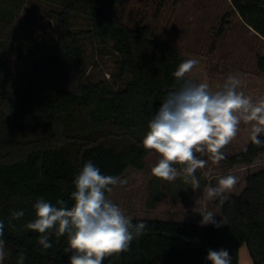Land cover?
Instances as JSON below:
<instances>
[{
    "label": "trees",
    "instance_id": "trees-1",
    "mask_svg": "<svg viewBox=\"0 0 264 264\" xmlns=\"http://www.w3.org/2000/svg\"><path fill=\"white\" fill-rule=\"evenodd\" d=\"M28 1L0 0V35ZM43 1L61 8L56 15L62 23L76 13L86 15L91 29L73 33L63 28L55 41L56 54L39 61L32 78L4 64L0 40V221L10 253L3 264H16L21 251L24 264H70L71 253L63 251L66 236L57 239L53 234V246L44 250L40 234L25 229L35 219L34 204L43 198L57 207L58 200L72 207L74 179L88 161L102 175L121 179L131 169L152 168L159 158L142 140L167 93L179 87L173 72L183 62L177 49L159 40L149 26L131 29L120 22L116 9L123 0ZM231 7L264 39V0H231ZM88 36L119 56L124 90L84 82V52L77 42ZM258 67L264 73V58ZM262 155L264 143L251 142L224 162L228 170L251 167ZM14 210L25 215L12 220ZM222 218L226 224L220 227L132 219L133 224L145 222V232L128 251L106 257L102 264H211L209 250L220 249L229 251L231 264H239L244 245L253 264H264V170L249 174L240 194L229 195Z\"/></svg>",
    "mask_w": 264,
    "mask_h": 264
},
{
    "label": "rangeland",
    "instance_id": "rangeland-1",
    "mask_svg": "<svg viewBox=\"0 0 264 264\" xmlns=\"http://www.w3.org/2000/svg\"><path fill=\"white\" fill-rule=\"evenodd\" d=\"M58 11L60 7L46 1L29 0L14 22L1 29L0 40L5 45L2 60L12 72L25 78L34 77L35 65L56 54L55 41L63 28L73 33L91 29L86 15L76 13L62 23L56 15ZM116 14L128 28L149 26L159 40L177 49L183 61L197 59L199 63L186 75L193 82L208 83L210 90L216 91L229 75H236L246 95L253 99L264 95V73L258 67L259 59L264 58V39L246 26L232 9L231 0H123ZM77 47L84 52L87 85L103 83L112 91L125 89V83L119 79L120 59L114 51L98 45L90 36L79 39ZM261 137L264 138V134ZM250 143L248 126L242 123L237 137L223 152L226 158L234 156ZM197 156L208 160L205 168L195 173L200 181L197 191L184 183L182 177L169 182L154 177L151 168L143 172L131 169L122 178L126 183L117 184L107 199L132 219L200 225L202 217L194 209L205 203L200 198L209 178L215 185L220 176H237L238 183L228 195L240 194L246 187L248 175L264 170V155L251 167L239 166L234 170H228L224 160L213 165L207 155ZM207 203L219 223L222 204L219 200ZM239 264H253L245 245L239 250Z\"/></svg>",
    "mask_w": 264,
    "mask_h": 264
},
{
    "label": "clouds",
    "instance_id": "clouds-1",
    "mask_svg": "<svg viewBox=\"0 0 264 264\" xmlns=\"http://www.w3.org/2000/svg\"><path fill=\"white\" fill-rule=\"evenodd\" d=\"M198 63L197 59H186L178 65L173 76L179 87L167 93L142 140L146 150L160 157L151 174L169 182L182 177L193 191L200 188L195 176L197 169H204L208 163L197 154L207 155L213 165H218L226 159L223 149L237 137L242 123L248 126L253 144L264 143L260 139L264 134V95L256 99L246 95L236 75H229L218 90L211 91L208 83H195L186 78ZM174 165L182 167L178 169ZM123 183L126 181L118 176L102 175L88 161L74 179L73 206L69 208L65 201L58 200L57 207L40 198L34 204L35 219L24 227L40 234L38 243L44 250L53 246L50 242L53 234L57 239L66 236L68 246L63 251L71 253L70 264H102L106 257L128 251L132 241L146 230L145 222L133 224L131 217L106 198L105 193L113 190L110 186ZM237 183L238 177L232 174L216 178L215 185L209 178L200 198L205 203L194 209L202 217L201 226L226 224L224 218L217 223L214 219L217 215L207 202L219 200L223 204ZM24 215L23 210H14L11 219L19 220ZM4 228V222L0 221V264L10 256L3 239ZM25 259L26 254L21 251L16 264H24ZM207 259L211 264H231L226 249L209 250Z\"/></svg>",
    "mask_w": 264,
    "mask_h": 264
}]
</instances>
